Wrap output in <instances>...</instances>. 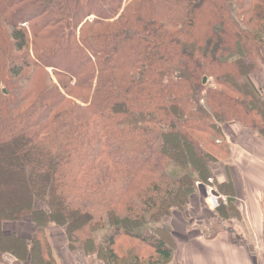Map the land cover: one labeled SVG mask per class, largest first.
<instances>
[{"label":"trees","instance_id":"1","mask_svg":"<svg viewBox=\"0 0 264 264\" xmlns=\"http://www.w3.org/2000/svg\"><path fill=\"white\" fill-rule=\"evenodd\" d=\"M0 86V264H60L53 226L86 264H169L220 125L264 140V0H0Z\"/></svg>","mask_w":264,"mask_h":264},{"label":"crops","instance_id":"2","mask_svg":"<svg viewBox=\"0 0 264 264\" xmlns=\"http://www.w3.org/2000/svg\"><path fill=\"white\" fill-rule=\"evenodd\" d=\"M221 128L230 155L229 161L221 159L213 166L215 189L223 197H227L223 189L232 193L239 215L220 220L215 210L203 203L199 192L194 193L185 215L179 211L171 215L175 253L169 264H264V140L238 122H226ZM220 187L221 193L217 189ZM205 209L211 213L209 219L202 212ZM188 216L195 218V225L193 222L189 227L184 219ZM211 220H219L222 229L207 236L202 228H207ZM29 222L6 223L2 228L6 233L16 232L29 238L33 231ZM49 238L60 264H86L82 255H71L61 228L51 227ZM5 260L12 258L7 255Z\"/></svg>","mask_w":264,"mask_h":264},{"label":"rangeland","instance_id":"3","mask_svg":"<svg viewBox=\"0 0 264 264\" xmlns=\"http://www.w3.org/2000/svg\"><path fill=\"white\" fill-rule=\"evenodd\" d=\"M0 88L3 89V86H0ZM220 126H222V125H220ZM221 159L224 160V161L225 160L229 161L228 156L221 157ZM224 161H222V162H224ZM209 188L215 189V177H214L213 180H211V182H208L207 181V184H205V185H199L198 186V189L199 190L197 192H199V196L204 201L203 203L206 204L207 208L210 209V210H215L216 207L214 208L213 202L211 201L212 199L210 200V198L208 196V191L210 190ZM0 192H1V189H0ZM215 195L216 196H219L218 192H216ZM2 197H3V194L0 196V198H1L0 201H3V198ZM221 199H224V197L219 198L218 199V202ZM188 208H189V205L185 209H183L182 211H179V212H181V213H183L185 215V213L187 212V210H189ZM202 212L204 213V215H206L207 219H209L211 217V215H210L211 213H210L209 210L205 209V211H202ZM184 219L188 222L189 227H191V224L193 222H194V225L196 224L195 218H192L191 216H188V218L185 217ZM218 221L219 220H211L208 223V224H210V223L211 224L207 228H202V230H204V232L207 234V236L214 235L217 231H220L222 229V227L218 224ZM199 223H200V221H199Z\"/></svg>","mask_w":264,"mask_h":264},{"label":"built area","instance_id":"4","mask_svg":"<svg viewBox=\"0 0 264 264\" xmlns=\"http://www.w3.org/2000/svg\"><path fill=\"white\" fill-rule=\"evenodd\" d=\"M263 93H264V90H263ZM212 179H208V182H211ZM207 183H198V185H205ZM210 190L208 191V196L210 198V200L213 202V205H214V208L218 206V199L219 198H222V196H216L213 191H212V188H209ZM221 200H225V199H221Z\"/></svg>","mask_w":264,"mask_h":264},{"label":"water","instance_id":"5","mask_svg":"<svg viewBox=\"0 0 264 264\" xmlns=\"http://www.w3.org/2000/svg\"><path fill=\"white\" fill-rule=\"evenodd\" d=\"M206 83V77H203V84ZM3 92L5 93L6 92V89H3Z\"/></svg>","mask_w":264,"mask_h":264}]
</instances>
